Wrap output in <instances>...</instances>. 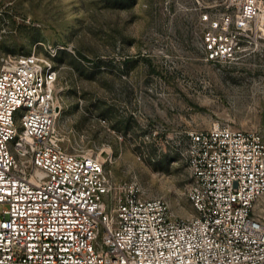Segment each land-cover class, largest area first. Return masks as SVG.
I'll list each match as a JSON object with an SVG mask.
<instances>
[{
    "label": "built area",
    "instance_id": "obj_1",
    "mask_svg": "<svg viewBox=\"0 0 264 264\" xmlns=\"http://www.w3.org/2000/svg\"><path fill=\"white\" fill-rule=\"evenodd\" d=\"M207 63L264 49V0H222L200 18ZM0 59V264H264V140L216 125L187 134L190 218L117 183L107 159L59 130L56 50Z\"/></svg>",
    "mask_w": 264,
    "mask_h": 264
},
{
    "label": "rangeland",
    "instance_id": "obj_2",
    "mask_svg": "<svg viewBox=\"0 0 264 264\" xmlns=\"http://www.w3.org/2000/svg\"><path fill=\"white\" fill-rule=\"evenodd\" d=\"M221 2L0 0V59L52 46L66 147L190 218L187 134L225 125L264 140V49L214 66L199 47L201 15Z\"/></svg>",
    "mask_w": 264,
    "mask_h": 264
},
{
    "label": "bare ground",
    "instance_id": "obj_3",
    "mask_svg": "<svg viewBox=\"0 0 264 264\" xmlns=\"http://www.w3.org/2000/svg\"><path fill=\"white\" fill-rule=\"evenodd\" d=\"M97 157L99 158V160L105 159L104 157L97 155Z\"/></svg>",
    "mask_w": 264,
    "mask_h": 264
}]
</instances>
